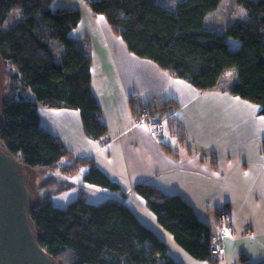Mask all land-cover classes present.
Returning a JSON list of instances; mask_svg holds the SVG:
<instances>
[{"label":"trees","instance_id":"trees-1","mask_svg":"<svg viewBox=\"0 0 264 264\" xmlns=\"http://www.w3.org/2000/svg\"><path fill=\"white\" fill-rule=\"evenodd\" d=\"M86 1L92 13L105 16L130 51L153 60L199 90L217 87L221 75L234 68L235 77L225 87L257 104L264 116V0H236L246 16L235 18L223 32L207 22L221 0H164L173 3L172 8L158 0ZM52 2L0 0V60L9 75L1 103V147L25 168L44 170L71 154L42 127L39 103L78 109L84 131L92 138L103 139L107 133L90 87L87 47L69 34L80 19V10L53 8ZM14 9H21L23 15L5 24ZM227 38L238 41L235 49ZM29 92L34 99L27 96ZM148 109V116L157 120ZM86 163V182L119 189L87 159H70L62 169L74 172ZM134 190L181 248L195 259L218 261L210 250V226L185 200L146 182L134 184ZM29 216L38 244L59 264L61 260L67 264H181L123 199L92 204L81 192L58 208L46 194L30 208ZM239 264H264V259L251 262L241 253Z\"/></svg>","mask_w":264,"mask_h":264},{"label":"crops","instance_id":"crops-1","mask_svg":"<svg viewBox=\"0 0 264 264\" xmlns=\"http://www.w3.org/2000/svg\"><path fill=\"white\" fill-rule=\"evenodd\" d=\"M52 1L53 8L80 10V19L69 34L87 47L90 87L107 133L103 139L92 138L84 131L78 109L39 103L42 127L61 141L71 157L43 172L45 177L59 169L62 185L58 189L43 194L46 184L36 178L31 195L34 192L40 201L50 194L58 208L81 192L92 204L123 199L181 264H239L241 253L251 262L263 260L264 116L260 107L230 92L225 86L232 79L223 75L217 87L199 90L153 60L136 55L112 31L104 15L92 13L86 0ZM213 12L208 24L219 20ZM245 16L244 11L240 17ZM143 105L150 107L155 119L165 121L160 135L151 136L147 125L136 123ZM73 158L94 163L119 189L86 182L88 163L64 172L62 167ZM138 182L180 196L210 226L213 239L224 233L218 261L195 259L181 248L134 190ZM222 211L228 216L225 230L219 220Z\"/></svg>","mask_w":264,"mask_h":264},{"label":"water","instance_id":"water-1","mask_svg":"<svg viewBox=\"0 0 264 264\" xmlns=\"http://www.w3.org/2000/svg\"><path fill=\"white\" fill-rule=\"evenodd\" d=\"M28 173L0 143V264H59L38 244Z\"/></svg>","mask_w":264,"mask_h":264},{"label":"rangeland","instance_id":"rangeland-1","mask_svg":"<svg viewBox=\"0 0 264 264\" xmlns=\"http://www.w3.org/2000/svg\"><path fill=\"white\" fill-rule=\"evenodd\" d=\"M163 1L164 0H162V1L158 0L159 3H161L162 5H164L167 8L173 7V3H172V5H169V3L172 2V0L170 2H168V1L163 2ZM215 11L216 12H213V13L218 16L219 20H216L215 23L213 22L214 23L213 28H215V30H217L218 32H223L224 27L227 24L232 23L235 18H239L240 15L242 16L244 14V8L240 5H238L236 3V0H221L218 9ZM22 15L23 14H22L21 9L12 10L9 13L8 17L6 18L5 24H10L12 22H15ZM227 39L230 41L229 42L230 48L235 49V46H236L235 42L238 43V41L232 40L231 38H227ZM6 69L7 68L4 67L2 61L0 60V117H1V103L3 101V98L5 97V95L7 93V89H8L7 85H8V81H9V77H8L9 75H8V72ZM233 77H235L234 68H228L226 70V72L223 74V78L231 79ZM27 96L29 98L34 99V96L30 92H29V94L27 93ZM25 170L27 171V173H29L28 174V182H29V186L31 187L32 190H34V184H35V181L37 180L36 178L41 179L42 182L46 184V186H44V190L42 192L43 194H45L48 190H51V189L56 190L60 187V185H62V181L59 179V169L58 168H57V170L51 171L50 173H48V175L45 177L42 176L43 172H44L43 168H25ZM50 176H53L56 179H59L61 184H60V182H58L56 180V181L52 182L48 187L47 183L51 182ZM64 176H65V174H64ZM38 202H40V201H37L36 194L34 195V192H33V195L29 201V204H31L33 207ZM220 213H222V212H220ZM220 222H221V220H220ZM227 227H228V216H226L225 222L222 223V228L224 230L227 229ZM223 237H224V233H221V239ZM215 256H217V255H215ZM60 264H67V263L64 260H61Z\"/></svg>","mask_w":264,"mask_h":264},{"label":"built area","instance_id":"built-area-1","mask_svg":"<svg viewBox=\"0 0 264 264\" xmlns=\"http://www.w3.org/2000/svg\"><path fill=\"white\" fill-rule=\"evenodd\" d=\"M149 109L147 105H143L140 107L138 116L136 117V123L140 125H147L149 128V134L151 136H158L163 132L165 121L162 120H153L149 116ZM227 214L222 211V213L219 214V219L221 220V223L225 222ZM210 250L213 255H219L223 252V241L221 239V234L214 238L212 242L210 243Z\"/></svg>","mask_w":264,"mask_h":264}]
</instances>
